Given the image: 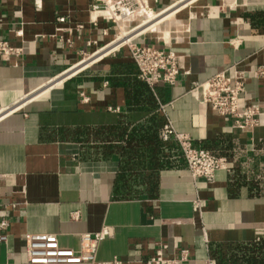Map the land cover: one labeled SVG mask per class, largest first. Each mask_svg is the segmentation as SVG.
I'll return each instance as SVG.
<instances>
[{
  "label": "crops",
  "instance_id": "0c3cea01",
  "mask_svg": "<svg viewBox=\"0 0 264 264\" xmlns=\"http://www.w3.org/2000/svg\"><path fill=\"white\" fill-rule=\"evenodd\" d=\"M173 6L135 40L179 58L176 83L151 89L126 49L86 60L113 36L89 23L88 0H0V40L22 50L0 59V264H26L27 234L78 250L104 226L114 230L99 261L141 264L162 249L186 250L179 264H264V125L233 128L193 91L237 64L239 102L264 101V0ZM167 121L226 159L213 182L191 178L176 142L161 140Z\"/></svg>",
  "mask_w": 264,
  "mask_h": 264
},
{
  "label": "built area",
  "instance_id": "2783aa9c",
  "mask_svg": "<svg viewBox=\"0 0 264 264\" xmlns=\"http://www.w3.org/2000/svg\"><path fill=\"white\" fill-rule=\"evenodd\" d=\"M164 1H172V3L158 9V6ZM178 1L181 0H88L89 23L93 26H97L100 22L104 23L107 26L103 30L104 35L112 31L113 36L108 44L86 56V60L119 41L125 37L124 35L132 33L148 21L149 17L159 14ZM57 21L64 22V18L60 17ZM124 23H128V25L125 27ZM142 34L127 38L117 50L111 53L126 49L129 58L138 70L139 79L151 89L160 84L174 85L179 75V58L169 50L136 43L135 40ZM93 44L95 43L93 42ZM21 54V48L12 47L7 42L0 40V59L17 58ZM256 73L261 74V72ZM246 80L245 72L241 71L237 64H234L209 80L195 84L193 91L199 93L200 102L203 105L208 106L216 115L230 121L233 128L250 132L254 128L264 125L262 122L264 101L239 102V96ZM78 97L82 104L89 102L84 91L80 90ZM159 137L164 142L169 140L176 142L193 179L213 182L215 173L225 170L227 167L225 158L195 147L190 136L177 132L169 121L160 129ZM194 203L196 206L197 203ZM17 204L11 202L9 206L14 209ZM8 227L9 221L6 218V212L0 210V243L7 242ZM113 230V226H104L98 232L81 234L78 250L61 247L55 234H27L23 246L26 264H124L118 258L99 261L96 257L98 244L112 237ZM186 260V250H182L172 258H166L163 256L162 249H157L152 257L142 261L141 264H179Z\"/></svg>",
  "mask_w": 264,
  "mask_h": 264
},
{
  "label": "bare ground",
  "instance_id": "6f19581e",
  "mask_svg": "<svg viewBox=\"0 0 264 264\" xmlns=\"http://www.w3.org/2000/svg\"><path fill=\"white\" fill-rule=\"evenodd\" d=\"M191 2V1H190ZM177 7V6H176ZM176 7L175 6H173L172 8H167V9H165V10H163L162 12H160L159 14H157V15H155V16H153V17H149L150 18V20L148 19V21H146L144 24H142L140 27H138L137 29H135L132 33H130V34H128V35H124L125 37H123V38H121L119 41H117V42H115V43H113L112 45H110L109 47H107L106 49H104L103 51H101V52H99V53H97L95 56H93L91 59H89V62H90V60H94V59H97V58H102L103 56H105V55H108V54H110L111 52H114L115 50H117L119 47H120V45H121V43L123 42V41H125L127 38H129V37H132V36H136V35H139V34H142V33H144L146 30H148V29H150V27H152L153 25H155L156 23H154L155 22V20H159L160 18H163V16L164 15H166V14H168L169 12H172L173 10H175L176 9ZM152 18V19H151ZM164 19V18H163ZM152 20H154V21H152ZM153 22V23H152ZM159 23H161V22H159ZM158 23V24H159ZM150 24V25H149ZM157 24V25H158ZM157 25H155V27L157 26ZM154 27V28H155ZM153 28V29H154ZM149 31V30H148ZM147 32V31H146ZM145 32V33H146ZM99 58V59H100ZM87 62L88 61H83V62H81V63H79V64H77L76 66H74L71 70L72 71H70V72H68L67 74H65V76H70V75H72L73 73H75L77 70L79 71V69L81 70L82 68L81 67H83V66H85L86 64H87ZM91 62H94V61H91ZM89 64V63H88ZM3 114H1L0 115V117L2 116Z\"/></svg>",
  "mask_w": 264,
  "mask_h": 264
},
{
  "label": "rangeland",
  "instance_id": "374dc122",
  "mask_svg": "<svg viewBox=\"0 0 264 264\" xmlns=\"http://www.w3.org/2000/svg\"><path fill=\"white\" fill-rule=\"evenodd\" d=\"M172 7H173V5L170 6V8H172ZM170 8H169V9H170ZM151 19H152V18H151ZM149 20H150V18H149ZM152 21H154V20H152Z\"/></svg>",
  "mask_w": 264,
  "mask_h": 264
}]
</instances>
